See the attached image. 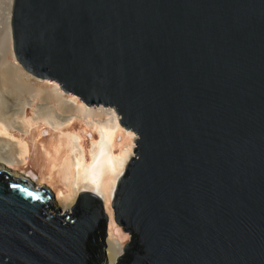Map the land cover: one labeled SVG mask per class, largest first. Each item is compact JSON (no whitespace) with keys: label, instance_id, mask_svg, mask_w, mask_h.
I'll return each mask as SVG.
<instances>
[{"label":"water","instance_id":"95a60500","mask_svg":"<svg viewBox=\"0 0 264 264\" xmlns=\"http://www.w3.org/2000/svg\"><path fill=\"white\" fill-rule=\"evenodd\" d=\"M10 29L27 74L137 137L111 203L129 239L116 264H264V0H12ZM7 175L0 264H95L100 199L62 211Z\"/></svg>","mask_w":264,"mask_h":264},{"label":"bare ground","instance_id":"6f19581e","mask_svg":"<svg viewBox=\"0 0 264 264\" xmlns=\"http://www.w3.org/2000/svg\"><path fill=\"white\" fill-rule=\"evenodd\" d=\"M11 9L12 0H6L2 49L13 63L6 58L0 61V171L26 162L34 141L46 137L48 144L33 159L39 158L43 172L65 189L66 192L56 193L59 208L70 211L82 192L98 197L109 219L106 264H116L125 239L118 236L119 231L112 235L115 222L111 203L117 182L134 156L137 137L132 132L124 133L113 109L88 108L79 100L66 98L55 83H42L22 69L12 51ZM26 107L33 112L30 117L25 113ZM30 134L27 141L25 136ZM84 136L89 138L87 149L83 145ZM45 183L40 181L36 185L41 187ZM52 184L43 187L51 191Z\"/></svg>","mask_w":264,"mask_h":264},{"label":"rangeland","instance_id":"374dc122","mask_svg":"<svg viewBox=\"0 0 264 264\" xmlns=\"http://www.w3.org/2000/svg\"><path fill=\"white\" fill-rule=\"evenodd\" d=\"M5 4H6V0H0V61H3L5 58H6V61H10V63H13V61L10 59V57L8 56V54H6V52L5 53H3V49H2V47H3V38H4V28H3V23H4V17H5ZM36 78V77H35ZM39 80V79H38ZM40 82H42V83H47V84H49V85H52V83L54 84V82H50V81H47V80H39ZM56 84V83H55ZM56 85H58V84H56ZM59 87H60V85H58ZM62 94L66 97V98H68V99H73L74 98V100H80L78 97H76V96H74V95H70V93H67V94H65L63 91H62ZM79 103L81 104L82 103V101H79ZM83 104V103H82ZM83 105H85V104H83ZM34 107L35 108H37V104H35L34 105ZM91 106H89L88 108H90ZM93 107H95V106H92L91 108H93ZM112 109V108H111ZM25 113H26V115L28 116V117H30L31 116V114L33 113L32 112V110H31V108L30 107H26V109H25ZM76 130L78 129L79 130V126L77 127V126H75L74 127ZM122 128V130L124 129L123 127H121ZM45 130V129H44ZM34 131V128H32V130H31V133ZM124 131V133H126V132H130V131H127V130H123ZM83 136V135H82ZM93 137L94 138H96V136H94L93 135ZM84 139H83V145H85L84 147L87 149V147H88V145H89V138L88 137H86V136H84L83 137ZM87 138H88V140H87ZM25 139L27 140V141H30V139H31V134L30 135H28V136H25ZM45 142V143H44ZM40 143V144H39ZM38 144V145H37ZM44 144V145H43ZM48 144V141L46 140V137L44 138H37L35 141H34V143H33V146L32 147H30V156H29V158L26 160V162H24V163H19V164H16L15 166H13V168L12 167H5V169H2L3 171H5L6 172V174H8L7 176H11L12 178H15V179H22V180H29V181H31L32 183H34V185L36 186V187H38L36 184H37V182H46V183H49L50 182V184L51 183H53L52 185H51V191L53 192L52 194H53V200H52V202H53V204H54V207H55V209H57L58 207H59V204H58V202H57V200H56V193L57 192H61V191H63V192H66L65 191V189H63V187L62 186H60V182H58L55 178H53V177H50V175L48 174V173H46V172H43V170L41 169V164H40V160H39V158L38 159H33V158H37V156L40 154V152L42 151V148L44 147V146H46ZM34 146H36V147H34ZM40 148V149H39ZM37 149H39V151L37 150ZM37 150V151H36ZM118 150V149H117ZM34 151H36L35 153H34ZM36 153H37V155H36ZM35 154V155H34ZM133 157H135V153L133 152ZM35 156V157H34ZM36 160H38V161H36ZM39 164H40V166H39ZM10 170V171H9ZM12 172H14V173H12ZM46 176V177H45ZM47 178H49V179H47ZM49 182H48V181ZM46 183L45 184H42L41 185V187L42 186H47L46 185ZM48 187V186H47ZM54 188V189H53ZM50 189V188H49ZM54 190V191H53ZM78 197V196H77ZM75 204H76V201H75ZM75 204H74V206H75ZM73 206V207H74ZM113 211V210H112ZM70 212H72V209L70 210ZM107 229H108V226L106 227V229H105V238H104V253H106L105 252V247H106V236H107ZM116 231H117V233H118V231H119V233H118V236L120 237V238H124L125 239V241H124V243H123V246L126 244V243H128L129 242V239H128V237L126 236V234L124 233V231H122V229H121V227L120 226H118V225H116L115 224V227L111 230V232H112V235H114V236H116L115 235V233H116ZM102 264H106V260H103L102 261Z\"/></svg>","mask_w":264,"mask_h":264},{"label":"trees","instance_id":"16d2710c","mask_svg":"<svg viewBox=\"0 0 264 264\" xmlns=\"http://www.w3.org/2000/svg\"><path fill=\"white\" fill-rule=\"evenodd\" d=\"M5 180L11 181L7 176H5ZM47 210L53 211L52 206H48ZM104 238H105V229L102 227L98 229L91 237L90 246L92 247L93 258L95 264H102L103 261V253H104ZM125 258H122L123 261ZM120 264V263H119Z\"/></svg>","mask_w":264,"mask_h":264}]
</instances>
